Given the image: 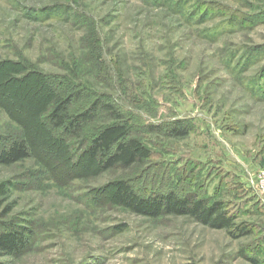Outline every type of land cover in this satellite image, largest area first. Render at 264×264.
Here are the masks:
<instances>
[{
  "label": "rangeland",
  "instance_id": "rangeland-1",
  "mask_svg": "<svg viewBox=\"0 0 264 264\" xmlns=\"http://www.w3.org/2000/svg\"><path fill=\"white\" fill-rule=\"evenodd\" d=\"M5 60L42 74L47 100L29 92L35 77L2 90L27 118L0 99V148L26 137L31 156L0 166V227L27 229L28 244L0 264H264V0H0ZM80 89L71 114L112 102L151 157L102 170L85 150L110 118L55 128L54 99ZM116 180L142 197L221 200L237 236L137 215L112 198Z\"/></svg>",
  "mask_w": 264,
  "mask_h": 264
},
{
  "label": "trees",
  "instance_id": "trees-1",
  "mask_svg": "<svg viewBox=\"0 0 264 264\" xmlns=\"http://www.w3.org/2000/svg\"><path fill=\"white\" fill-rule=\"evenodd\" d=\"M233 17L236 20L237 17L235 18L234 15ZM43 77L42 74H26V66L21 62L13 60L0 62V99L9 101L11 112L17 116L14 119L23 127L25 123L22 121L24 122L27 118L24 108H19L14 101H11L10 93H5L2 90L17 81L33 78L41 85L29 92L32 95V92H35L36 96L45 101L47 100V87L44 85L46 90L42 88L46 82ZM81 93L82 89L73 91L68 96L62 94L54 99L50 118L55 128L61 129L65 134L72 132L80 134L85 125L93 124L103 117L110 118L109 124L94 128V134L89 138L88 149L85 150L91 159L98 161V167L102 170L114 167L130 168L151 157L152 151L139 138L131 135L132 127L128 126L124 113H120L112 102L101 101L96 97L92 100L91 105L85 106L86 108L81 113L71 114V104L73 100L81 99ZM23 102L25 105L30 103L25 98ZM45 109L47 110V106ZM190 130L191 127L185 125L184 122H179L176 127L174 125L172 135L185 137L190 133ZM30 156L31 149L26 137H19L12 140L7 146L0 148V166H10L26 160ZM110 185L108 186L112 189V198L137 215L153 218L163 214L189 216L198 223L211 228L226 229L232 236H237L233 232L239 231V227L235 223L238 214L232 208L227 209L221 200L205 199L195 195L180 196L174 190L163 195L142 197L133 190L126 180H116ZM108 186L104 187L105 190L109 188ZM3 190L4 186L0 185V192ZM23 230L27 232V229ZM23 230L6 228L2 224L0 227V252L2 254L17 258L26 251L28 247L27 235Z\"/></svg>",
  "mask_w": 264,
  "mask_h": 264
},
{
  "label": "built area",
  "instance_id": "built-area-1",
  "mask_svg": "<svg viewBox=\"0 0 264 264\" xmlns=\"http://www.w3.org/2000/svg\"><path fill=\"white\" fill-rule=\"evenodd\" d=\"M259 186L262 189V192L264 193V177L261 178L260 183H259Z\"/></svg>",
  "mask_w": 264,
  "mask_h": 264
}]
</instances>
